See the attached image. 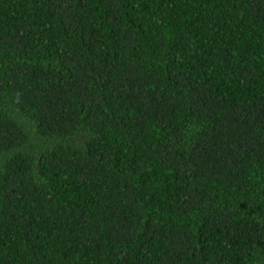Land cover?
Segmentation results:
<instances>
[{"label": "trees", "instance_id": "16d2710c", "mask_svg": "<svg viewBox=\"0 0 264 264\" xmlns=\"http://www.w3.org/2000/svg\"><path fill=\"white\" fill-rule=\"evenodd\" d=\"M0 264H264V0H0Z\"/></svg>", "mask_w": 264, "mask_h": 264}]
</instances>
